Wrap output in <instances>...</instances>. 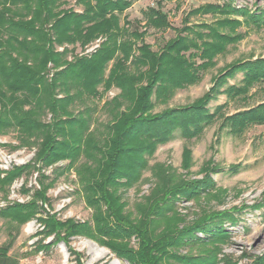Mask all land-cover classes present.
<instances>
[{
  "label": "trees",
  "instance_id": "16d2710c",
  "mask_svg": "<svg viewBox=\"0 0 264 264\" xmlns=\"http://www.w3.org/2000/svg\"><path fill=\"white\" fill-rule=\"evenodd\" d=\"M57 1L0 0V134L9 128L16 130L18 144L12 149L36 146V159L41 160L44 166L59 159H68L71 166L80 156L97 162L98 173L89 170L85 161L75 169L86 196L101 193L87 202L97 207L99 203L93 201L98 198L104 200L108 215L95 218L96 230L106 238L104 241L99 238V241L114 250L118 258H126L132 264H217L220 260L217 257L218 244L229 239L230 232L224 224L235 225L239 209L204 211L188 222L175 206L178 199L195 202H200V199L208 201L212 197L220 199L212 194L215 183L210 173L216 170L212 160L205 162L204 174L198 179H185L184 175L179 177L170 165L158 164L157 170L161 175L153 172L154 186L142 196L143 200L135 202L132 211L125 208L126 202L119 190L137 182L141 172L147 168L145 156L151 155L157 145L167 142L176 131L188 140L199 136L205 126L221 118L217 141L224 128L228 133L239 135L252 125H264V102L229 115L221 112L223 104L217 105L212 112L207 107L210 100L222 93L229 99L237 97L246 100L247 92L254 84L264 83V58L234 60L219 68L218 73L211 77L210 87L190 104L150 114L152 94L158 97L161 89L163 101L174 89L201 80L202 71L214 64L210 59L240 36L234 33L240 22L225 18L220 20L219 25H227V31L220 32L215 29L217 26H212L207 27L208 33L198 35L205 40L203 37L208 38L210 33L209 36L218 41L217 44L202 42L200 47L192 39L186 41L182 38L174 44L172 52L164 56V60L157 62L145 44L141 47L135 39L132 43L127 39L130 37L127 34L139 39L143 33L130 31L131 26L125 22L119 24L116 13L123 12L137 0H78L85 4L80 15L69 9L58 15L59 11H55ZM160 10L159 5L145 10L144 18L148 25L162 27L165 15ZM194 11L242 14L247 25L264 23V12L257 14L246 8L235 9L230 3H207ZM120 29L125 39L117 43ZM102 34L106 35V40L92 57L75 55L77 47L83 49ZM134 47L141 52L136 50L138 53L132 55L135 49L130 50ZM190 47L196 48L191 56L180 53ZM117 48L124 50L125 60L131 52L130 62L125 67L135 66L136 72L127 68L118 76L122 80L115 82V87L120 92L108 101L117 103L118 107L120 104L125 106L122 111L116 109V115L112 117L114 122L107 124L114 136L95 139L92 138L94 126L91 125L95 107L87 101L100 97L97 87L107 76L104 71L110 60L114 65H111L107 77H116L112 74L119 71L115 68L117 60L114 53ZM193 55L200 61L195 62ZM69 56L71 60H68ZM145 65L148 70L141 71L140 67ZM237 72L243 75L240 84L227 85V80ZM142 80L146 83L138 86ZM76 104L81 108L75 111ZM47 114L51 115V120L44 122ZM104 144L109 146L107 151H103ZM182 154L181 167L187 170L191 158L189 148L184 147ZM31 167V164L13 166L4 171L3 176L0 172V191L5 192L14 178ZM230 167L232 172H237V165ZM16 205L18 208H1L0 215L5 217L13 211L19 215L16 219L21 224L34 213V209L26 211V206ZM261 205L264 206V198L255 206ZM108 218L112 219V225L106 224ZM76 225L67 222L65 229L69 226L71 233L91 232L88 225ZM131 235L137 238L136 250L123 241ZM183 248L186 251L182 252ZM6 250V246L0 249V264H5ZM222 260L227 261L225 255ZM254 264H264V257H256Z\"/></svg>",
  "mask_w": 264,
  "mask_h": 264
},
{
  "label": "rangeland",
  "instance_id": "374dc122",
  "mask_svg": "<svg viewBox=\"0 0 264 264\" xmlns=\"http://www.w3.org/2000/svg\"><path fill=\"white\" fill-rule=\"evenodd\" d=\"M56 3L55 11H59L58 15L68 9L78 15L84 11L85 4L79 3L78 0H58ZM207 3L220 5L230 3L235 9L246 8L257 14L264 12V0H137L123 12L116 13L119 15V24L122 25L125 22L131 26L130 31L137 30L143 33L139 39L127 34L130 36L127 39L131 40V43L135 39L141 47L145 44L156 57L157 62L164 60V56L172 52L174 44L182 38L186 41L192 39L200 47L202 42L217 44L218 41L212 39L209 36L210 33L208 38L203 37L205 40H201L198 35L208 33L207 27L212 26H217L215 29L220 32L227 31L229 29L227 25L222 27L219 25L220 20L225 18L240 22L234 29V33L240 36L234 43L228 44L222 52L216 53L210 59L214 64L202 71L201 80L184 88H176L172 94L165 93L168 94V98L163 101L164 97L160 96L161 89L158 91V97L152 94L153 107L149 110L150 114L160 113L166 108L190 104L210 87L211 77L218 73V69L234 60L250 57L264 58V23L259 26L252 23L247 25L242 14L196 13L194 11L200 5ZM157 5L161 7L160 12L164 13L165 18L162 27L154 28L148 25L144 12L148 7L156 8ZM262 15L264 21V13ZM117 39V43L125 39L121 29ZM105 40L106 35H98L83 49L77 47L75 55L92 57ZM132 49H135L132 55L141 52L136 47L131 48V52ZM195 50L196 48L190 47L180 53L187 57L195 53ZM123 51L117 48L114 53L115 61L117 60V62L114 61L115 68L119 71L112 75L116 77H107L111 65H114L113 60H110L104 71V75L107 76L103 84L97 87L100 97L87 101L91 107H95L91 118V125L94 126L92 138L113 137L114 132L107 127V124L114 122L112 117L116 115V109L120 111L125 109L123 104L118 107L117 103H108L120 92V89L115 87V82L122 80L118 76H121L127 68L128 71H135V66L125 67L130 62L131 52L125 60ZM192 59L195 62L200 61L196 55H193ZM68 60H71L70 56ZM148 68L145 65L141 66L140 70L146 72ZM242 76L241 72H237L227 80V85L240 84ZM145 83V80H142L138 86ZM246 98V100L237 97L229 99L222 93L216 99L210 100L207 107L212 112L217 105L223 104L221 109L223 115L246 110L264 102V83L254 84L248 90ZM78 108L81 107L76 104L74 110ZM50 120L51 115L47 114L44 122ZM220 122L221 118H217L215 122L205 126L199 136L188 140L176 131L167 142L157 145L151 155L145 156L147 168L141 172L137 182L129 187H121L119 191L126 202L125 208L132 211L135 202L143 200L142 196L148 194L154 186L153 172L161 175V172L157 170L158 164L170 165L179 177L184 175L185 179H198L204 174L205 162L212 160L216 169L210 173L215 183L212 194L218 195L220 199L215 200L212 197L208 201L200 199V202L192 199H178L175 201L176 210L184 214L186 221L189 222L204 211L239 209L236 211L239 217L237 223L224 224L230 232L229 239L218 244L217 257L220 260L217 264H254L256 257H264V206H255L264 198V125H252L239 135L228 133L227 128H224L221 130L222 133H219V140L216 141ZM16 144H18L17 132L13 128L0 134L1 176L4 175V171L10 170L13 166L31 164L32 167L23 175L14 178L5 192L0 191V209L7 206L18 208L16 205L18 204L26 206V211L34 209V213L21 224L16 219L19 215L13 211L5 217L0 215V249L5 246L7 248L3 262L5 264H132L126 258H118L114 250L99 241V238L103 241L106 238L103 235L100 236L96 230V219L108 215L107 206L101 198L93 201L99 203L97 207L88 204V199L91 201L94 195L98 196L101 193H89L86 196L78 171L75 169L77 165L85 161L89 170L98 173L97 162L80 156L71 166L68 159H59L49 166H44L41 160L36 159V146L12 149V146ZM108 147L104 144L103 151H107ZM184 147L189 148L191 157L187 170L181 167ZM89 153L92 155L91 150ZM231 165H237V172L231 171ZM24 189L27 192H24ZM221 190H223L222 193ZM67 222L77 224V227L88 225L91 232L89 234L76 231L71 233L69 226L65 229ZM109 223L112 225L110 218L106 224ZM68 228L70 233L67 232ZM123 241H126L132 250L137 249V238L133 235ZM181 251H186V248ZM224 255L227 261L222 260Z\"/></svg>",
  "mask_w": 264,
  "mask_h": 264
}]
</instances>
